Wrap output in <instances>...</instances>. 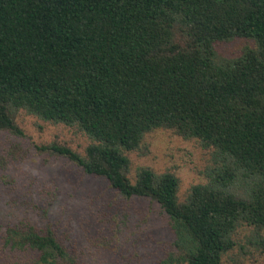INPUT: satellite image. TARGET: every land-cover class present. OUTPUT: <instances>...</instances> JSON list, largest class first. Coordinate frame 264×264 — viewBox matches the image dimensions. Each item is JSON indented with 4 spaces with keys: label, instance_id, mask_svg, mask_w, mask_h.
Wrapping results in <instances>:
<instances>
[{
    "label": "trees",
    "instance_id": "16d2710c",
    "mask_svg": "<svg viewBox=\"0 0 264 264\" xmlns=\"http://www.w3.org/2000/svg\"><path fill=\"white\" fill-rule=\"evenodd\" d=\"M237 38L254 45L221 56ZM21 110L90 139L38 151L160 205L174 234L160 264H221L241 228L264 232V0H0V131L24 135ZM161 128L211 151L184 200L173 172L129 176L128 152ZM4 246L79 264L49 224L10 226Z\"/></svg>",
    "mask_w": 264,
    "mask_h": 264
},
{
    "label": "rangeland",
    "instance_id": "374dc122",
    "mask_svg": "<svg viewBox=\"0 0 264 264\" xmlns=\"http://www.w3.org/2000/svg\"><path fill=\"white\" fill-rule=\"evenodd\" d=\"M254 42L237 38L222 43L223 57H236ZM17 121L24 135L0 131V264H32L35 253L4 246L8 227L31 222L51 225L65 245L79 256V264H160L174 249L168 215L149 198H126L103 177L86 174L69 159L40 152L39 144L57 140L84 153L89 137L64 124L44 121L21 110ZM129 176L141 166L157 173L173 172L184 200L191 186L205 182L211 151L196 139L172 129L146 133L139 149L128 152ZM237 245L221 264H264L261 237L243 227Z\"/></svg>",
    "mask_w": 264,
    "mask_h": 264
}]
</instances>
